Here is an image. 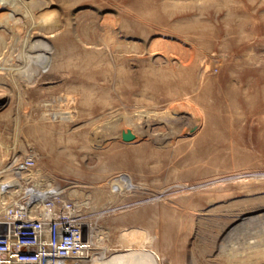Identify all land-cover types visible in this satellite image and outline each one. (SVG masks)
<instances>
[{"label":"rangeland","instance_id":"374dc122","mask_svg":"<svg viewBox=\"0 0 264 264\" xmlns=\"http://www.w3.org/2000/svg\"><path fill=\"white\" fill-rule=\"evenodd\" d=\"M0 19L24 68L0 70V170L36 154L113 257L264 264V0H0Z\"/></svg>","mask_w":264,"mask_h":264},{"label":"built area","instance_id":"2783aa9c","mask_svg":"<svg viewBox=\"0 0 264 264\" xmlns=\"http://www.w3.org/2000/svg\"><path fill=\"white\" fill-rule=\"evenodd\" d=\"M37 164L33 153L0 170V264H93L101 216H88Z\"/></svg>","mask_w":264,"mask_h":264},{"label":"bare ground","instance_id":"6f19581e","mask_svg":"<svg viewBox=\"0 0 264 264\" xmlns=\"http://www.w3.org/2000/svg\"><path fill=\"white\" fill-rule=\"evenodd\" d=\"M3 18V17H2ZM16 22V21H15ZM15 23L12 22V21H3L0 19V26H9L11 27L15 32V35L17 36V30H16V27H15ZM18 28V26H17ZM32 28V27H31ZM29 27V34L27 36V41H26V51L27 53L25 54V56H22L20 54H15V55H12L15 59L17 60H23L25 62V64L28 66V68L30 69V71L32 72L33 71V68L32 66L38 62V58L33 54L31 53L32 51H34V49L32 48L31 45L28 44L29 42V39L31 37V34L33 32V30ZM1 38V37H0ZM17 38V37H16ZM2 41V39H1ZM3 43V42H2ZM2 43L0 42V45H2ZM5 44V43H4ZM24 44V43H23ZM21 44V45H23ZM24 48V47H22ZM2 51V50H1ZM12 51V50H11ZM11 54H13L12 52H0V70L1 69H7L9 71L12 72L11 75H14L16 73H20V71H22V67L18 66V64H6V59L8 58L7 56H9ZM7 54V55H5ZM3 61V62H2ZM20 64V63H19ZM28 71V70H27ZM10 72V73H11ZM27 73V72H26ZM191 107V106H190ZM260 109V108H258ZM145 115V114H144ZM149 115V114H148ZM146 116V115H145ZM185 117V116H184ZM194 117V116H193ZM181 118V117H180ZM198 118V117H197ZM195 119V118H194ZM200 119V118H199ZM145 120V119H144ZM166 120V119H165ZM169 120V119H168ZM155 121V120H153ZM185 121V120H184ZM170 122V121H168ZM173 122V121H172ZM148 123V122H147ZM154 123V122H153ZM171 123V122H170ZM178 123V122H176ZM181 123V122H180ZM145 124L146 126V123H143L141 125V127L143 128V125ZM150 124V123H149ZM175 124V123H174ZM163 125V124H162ZM165 125V124H164ZM172 125V124H171ZM149 126V125H148ZM159 127V126H158ZM167 127V125H166ZM150 128V126H149ZM173 128H170V130H172ZM146 130V129H144ZM156 130V128H155ZM153 131V129L151 130ZM143 133V132H142ZM147 134V133H146ZM154 134V133H152ZM165 134V133H164ZM163 134V135H164ZM170 134V133H169ZM162 135V136H163ZM171 135V134H170ZM161 136V137H162ZM167 136V135H166ZM155 137V136H154ZM153 137V138H154ZM159 139V138H157ZM161 140V139H159ZM165 140V139H164ZM133 231V230H131ZM135 232V230H134ZM136 234V233H135ZM130 235V234H129ZM132 235V234H131ZM130 235V236H131ZM137 237V236H136ZM128 238V237H127ZM135 238V237H133ZM99 245V244H98ZM106 251V248L105 247H101L99 246V251L97 252L98 256L94 259L93 261V264H160L159 262V256L153 251V250H149L147 252H134L132 251V249H129V251H127L126 253H120L118 254L117 256L114 255V257L112 255H110L109 253L107 254Z\"/></svg>","mask_w":264,"mask_h":264},{"label":"water","instance_id":"95a60500","mask_svg":"<svg viewBox=\"0 0 264 264\" xmlns=\"http://www.w3.org/2000/svg\"><path fill=\"white\" fill-rule=\"evenodd\" d=\"M136 138V134L132 131V129L125 130L123 132V139L126 141H130Z\"/></svg>","mask_w":264,"mask_h":264}]
</instances>
